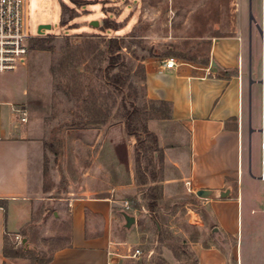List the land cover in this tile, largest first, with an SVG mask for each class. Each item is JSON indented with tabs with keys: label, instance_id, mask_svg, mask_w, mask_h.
Segmentation results:
<instances>
[{
	"label": "rangeland",
	"instance_id": "374dc122",
	"mask_svg": "<svg viewBox=\"0 0 264 264\" xmlns=\"http://www.w3.org/2000/svg\"><path fill=\"white\" fill-rule=\"evenodd\" d=\"M235 0H28L27 64L23 75L0 73V87L20 81L28 92L27 121L41 126L43 142L38 195L32 222L22 238H8L11 264H41L64 237L67 214L63 200L82 195H109L138 225L129 235L142 251L126 264H196L191 242H210L213 227L201 199L180 185L169 192L162 180L168 168L158 143L141 131L129 135L127 111L148 128L156 105L144 92V61L173 56L208 64L210 38L239 28L245 40L244 173L247 172L248 2L241 19L232 14ZM250 124L262 157L263 0H250ZM95 21L97 24L92 25ZM49 29L37 33L38 26ZM14 71V70H13ZM15 71V73H18ZM17 80V81H13ZM103 123H99L103 120ZM140 140H138V138ZM124 143L121 164L114 147ZM262 162V161H261ZM262 165V163L260 164ZM261 168V166H260ZM155 175V181H151ZM202 201H204L202 199ZM127 205V206H125ZM61 212V215H60ZM54 213L58 220H55ZM60 228H62L60 230ZM130 229V228H129ZM137 240V241H136ZM18 251L17 256H13ZM168 255L174 260L168 261Z\"/></svg>",
	"mask_w": 264,
	"mask_h": 264
},
{
	"label": "crops",
	"instance_id": "0c3cea01",
	"mask_svg": "<svg viewBox=\"0 0 264 264\" xmlns=\"http://www.w3.org/2000/svg\"><path fill=\"white\" fill-rule=\"evenodd\" d=\"M248 4L250 64V0ZM231 12L241 19L244 0H235ZM245 51L243 35L234 27L229 34L211 36L206 65L173 56L144 61L145 98L156 105L152 117L158 118L146 129L153 134L168 168L162 180L164 191L180 185L195 197L198 189L229 190L225 198H200L213 231L208 244L190 243L196 264H264V178L262 157L254 135L249 133V85L247 172L243 169ZM170 57L176 64L167 68L165 60ZM26 64L27 55L10 71L14 72L13 79L24 74ZM14 84L0 87V264H11L8 238L26 241L22 233L32 222L38 195L37 170L44 149L37 136L41 126L35 120L27 121L28 92L20 81ZM18 110L25 112L24 122ZM114 149L118 161L126 163L125 144L119 143ZM61 205L67 214L66 233L62 237L60 231L58 236L69 239L53 251L48 264H126L141 258L142 251L138 257H130L134 249L141 250L137 242L129 240L138 218L133 214L134 224L125 228L119 201L109 195L87 194L66 198ZM54 217L58 220L57 214ZM171 259L173 256L168 255V261Z\"/></svg>",
	"mask_w": 264,
	"mask_h": 264
},
{
	"label": "built area",
	"instance_id": "2783aa9c",
	"mask_svg": "<svg viewBox=\"0 0 264 264\" xmlns=\"http://www.w3.org/2000/svg\"><path fill=\"white\" fill-rule=\"evenodd\" d=\"M27 1L0 0V73L15 70L27 55V41L30 37L27 26ZM175 64L173 57L165 60L167 68H172ZM18 112L21 113L20 120L24 122L25 112L21 110ZM261 150L263 153L264 141ZM261 177L264 178V172L261 173ZM140 254L141 250L136 248L130 257L136 258Z\"/></svg>",
	"mask_w": 264,
	"mask_h": 264
},
{
	"label": "water",
	"instance_id": "95a60500",
	"mask_svg": "<svg viewBox=\"0 0 264 264\" xmlns=\"http://www.w3.org/2000/svg\"><path fill=\"white\" fill-rule=\"evenodd\" d=\"M252 21H254V19L252 17L251 12H250L249 13V23H250V25H251ZM96 24L97 23L95 21L92 22V25H96ZM49 28H50L49 24H41V25L38 26L37 33H42V29H49ZM256 28H257V30H258V32L260 34V37H263L262 27L257 25ZM211 65L215 66V67L217 66L214 61H211ZM253 82H254V80L251 78V70H250V64H249V74H248L249 90H250V87H251ZM259 83L263 84V78H261L259 80ZM260 131H263V125H262ZM251 132H252V128H250L249 133H251ZM195 194H196V196L198 198H203V199L216 198V197L225 198V197L229 196V190L228 189H225V190L198 189ZM54 215H56V213H54ZM122 216H123V219H124V227L129 229L135 222L134 216L126 213L125 211L122 212ZM22 243H24V241H22Z\"/></svg>",
	"mask_w": 264,
	"mask_h": 264
},
{
	"label": "trees",
	"instance_id": "16d2710c",
	"mask_svg": "<svg viewBox=\"0 0 264 264\" xmlns=\"http://www.w3.org/2000/svg\"><path fill=\"white\" fill-rule=\"evenodd\" d=\"M123 117L125 118V127H126V131L129 135H135L137 133H139V131H141L142 134H146L148 136H152V134L146 129V125L145 122L141 121V125H138V122L136 121L137 115H136V111H127ZM138 140L139 137H137ZM153 140V138H151ZM153 180H155V175H152L151 177ZM69 238H62L60 236L57 237V239L54 241V247L51 249L49 256L43 260V262L41 264H48V262L50 261L51 257H52V253L55 249L60 248L64 245L67 244ZM4 254H6V246H4ZM18 251H14L13 256H17Z\"/></svg>",
	"mask_w": 264,
	"mask_h": 264
},
{
	"label": "bare ground",
	"instance_id": "6f19581e",
	"mask_svg": "<svg viewBox=\"0 0 264 264\" xmlns=\"http://www.w3.org/2000/svg\"><path fill=\"white\" fill-rule=\"evenodd\" d=\"M262 31H263V37H261L262 41V46H263V54H262V78H263V84L262 85V113H261V118H262V125H263V131H261L263 135V141H264V0H263V24H262ZM262 172H264V151L262 153Z\"/></svg>",
	"mask_w": 264,
	"mask_h": 264
}]
</instances>
